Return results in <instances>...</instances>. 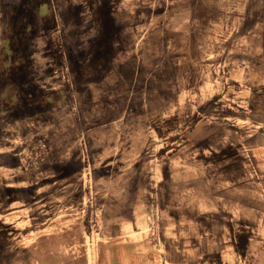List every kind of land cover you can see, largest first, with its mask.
I'll use <instances>...</instances> for the list:
<instances>
[{"label": "rangeland", "instance_id": "1", "mask_svg": "<svg viewBox=\"0 0 264 264\" xmlns=\"http://www.w3.org/2000/svg\"><path fill=\"white\" fill-rule=\"evenodd\" d=\"M247 240L264 254V0H0V264Z\"/></svg>", "mask_w": 264, "mask_h": 264}, {"label": "crops", "instance_id": "2", "mask_svg": "<svg viewBox=\"0 0 264 264\" xmlns=\"http://www.w3.org/2000/svg\"><path fill=\"white\" fill-rule=\"evenodd\" d=\"M248 240L243 248L234 246L236 251L233 254H200L196 246L191 248L190 252L182 249L180 254H162V258L170 262V264H264V254H248ZM124 263L126 256H121Z\"/></svg>", "mask_w": 264, "mask_h": 264}]
</instances>
